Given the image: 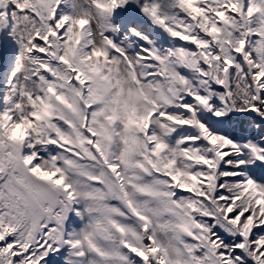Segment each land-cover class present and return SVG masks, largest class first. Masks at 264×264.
<instances>
[{
    "label": "snow or ice",
    "instance_id": "6c2138e0",
    "mask_svg": "<svg viewBox=\"0 0 264 264\" xmlns=\"http://www.w3.org/2000/svg\"><path fill=\"white\" fill-rule=\"evenodd\" d=\"M0 264H264V0H0Z\"/></svg>",
    "mask_w": 264,
    "mask_h": 264
}]
</instances>
